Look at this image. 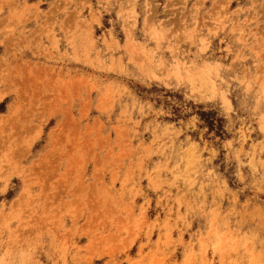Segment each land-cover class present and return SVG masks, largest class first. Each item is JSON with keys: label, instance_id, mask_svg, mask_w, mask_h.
Instances as JSON below:
<instances>
[{"label": "rangeland", "instance_id": "obj_1", "mask_svg": "<svg viewBox=\"0 0 264 264\" xmlns=\"http://www.w3.org/2000/svg\"><path fill=\"white\" fill-rule=\"evenodd\" d=\"M0 264H264V0H0Z\"/></svg>", "mask_w": 264, "mask_h": 264}, {"label": "trees", "instance_id": "obj_2", "mask_svg": "<svg viewBox=\"0 0 264 264\" xmlns=\"http://www.w3.org/2000/svg\"><path fill=\"white\" fill-rule=\"evenodd\" d=\"M213 126H214V122H211L210 127L213 128Z\"/></svg>", "mask_w": 264, "mask_h": 264}]
</instances>
